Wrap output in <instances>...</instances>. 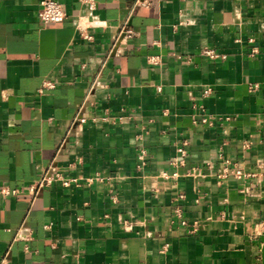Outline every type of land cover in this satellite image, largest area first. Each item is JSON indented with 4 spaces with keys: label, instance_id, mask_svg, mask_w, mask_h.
I'll use <instances>...</instances> for the list:
<instances>
[{
    "label": "crops",
    "instance_id": "0c3cea01",
    "mask_svg": "<svg viewBox=\"0 0 264 264\" xmlns=\"http://www.w3.org/2000/svg\"><path fill=\"white\" fill-rule=\"evenodd\" d=\"M41 1L0 0V264H264V0Z\"/></svg>",
    "mask_w": 264,
    "mask_h": 264
},
{
    "label": "built area",
    "instance_id": "2783aa9c",
    "mask_svg": "<svg viewBox=\"0 0 264 264\" xmlns=\"http://www.w3.org/2000/svg\"><path fill=\"white\" fill-rule=\"evenodd\" d=\"M80 2L81 4L88 5L90 11L95 10V4L93 0H80ZM149 5H150V0H135L134 7H149ZM38 16H39V19L45 24H50V23L57 24V23H62L65 21L66 12L64 10V7L56 1L42 0L40 3V9L38 12ZM126 27L127 26H125V31L123 34L125 36L131 37L133 35V32L129 28H126ZM85 38L89 40L91 39L88 36H86ZM237 42H240V40H238ZM249 42L253 43V40H250ZM201 53L203 56L208 57L211 60H226L227 59V56L221 55L215 50L210 49V48H205ZM257 54H258V50L256 48H253L250 53V57L253 58ZM156 60H157L156 58H151V62H153L154 64L157 63ZM211 92H212L211 90H206L204 91L203 96L208 97L211 94ZM198 110L201 113V118L199 121H197V123H201L202 125L213 127L216 123V120L205 113V108L203 106H200ZM124 118L125 117H120L118 118V120L122 121ZM103 120L104 121L108 120V117L106 116L105 118H103ZM76 121L79 124H84L86 122V120L83 118L77 119ZM142 141H143V135H139L138 142H142ZM244 148L249 149L250 143H245ZM188 157H189L188 143L186 141H182L176 146L175 155L170 161V165L172 166L173 171L171 173L164 172L162 174V177L165 180L177 181L181 176L179 173V169L184 168L187 165ZM137 160H138L137 169L143 170L145 166L147 165V161H148V153L144 148L140 149ZM218 160L221 163V167L217 169L215 168L214 174L220 183H222L223 181L229 178H235V179L241 180V179H247V178L253 177L252 174L247 173L242 168H240L237 163H234L230 161L229 159H226L223 155H220ZM206 167L209 169H213L214 164L207 163ZM198 175H201V173H198ZM56 180H62L61 176L56 173L55 168L51 167L41 177V179L38 182H36L34 185L31 186L30 192L32 194H35L39 188L50 186ZM80 181H81L80 179H71V180L63 181V184L64 186L68 187L72 184L78 185ZM94 181L95 179L93 178L88 180L89 183H93ZM179 198L183 199L184 196L180 195ZM176 212H177V215L180 218H182L181 211L177 209ZM182 224L186 225V222L182 220ZM195 231L196 229H194V232Z\"/></svg>",
    "mask_w": 264,
    "mask_h": 264
}]
</instances>
